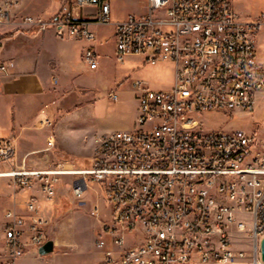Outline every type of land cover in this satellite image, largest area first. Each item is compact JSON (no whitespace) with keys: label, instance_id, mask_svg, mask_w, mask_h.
Returning <instances> with one entry per match:
<instances>
[{"label":"built area","instance_id":"2783aa9c","mask_svg":"<svg viewBox=\"0 0 264 264\" xmlns=\"http://www.w3.org/2000/svg\"><path fill=\"white\" fill-rule=\"evenodd\" d=\"M24 0H0V15H12ZM111 16L109 0L66 1L58 15ZM145 15H241L233 0H149ZM43 32V31H39ZM257 33H114L116 58L142 57L174 64V85L150 89L134 83L138 113L134 128L94 136L92 167L68 162L54 167H12L16 190L56 195L61 176L72 175L73 194L81 197L86 179L100 183L111 205L95 245L98 264H227L246 255L247 264H264V142L245 129L207 131L204 111L250 113L264 93V64L257 58ZM57 36L94 41L95 32H57ZM92 46L83 52L91 69L98 66ZM8 64L0 65L6 71ZM117 99V93L109 95ZM49 128L52 121H40ZM49 148L54 137L48 138ZM15 147L0 144V163L11 161ZM24 211H5L0 264H18L39 253L48 240V218L32 195ZM99 207L92 211L99 215Z\"/></svg>","mask_w":264,"mask_h":264},{"label":"rangeland","instance_id":"374dc122","mask_svg":"<svg viewBox=\"0 0 264 264\" xmlns=\"http://www.w3.org/2000/svg\"><path fill=\"white\" fill-rule=\"evenodd\" d=\"M109 2L110 19L91 25L96 33L94 41L80 38L60 39L52 28L39 32L35 26L23 22V18L30 12L29 9H23L18 14V23H7L0 27V65H9L6 71H0V75L8 73L14 63L22 61L25 57L38 61L41 55L46 57V63L55 71L59 70L62 64L66 65L68 59L71 67L69 73H52L46 94L28 98L26 102H18V106L22 107L21 114L8 106L9 101L0 99V138H4L0 139V144L10 143L6 137L11 133L18 134L19 122L28 126L26 133H29L34 138L35 145L42 149L29 160V163L34 165L30 168L54 167L60 162H68L78 168L92 167L93 136L111 129L135 127L138 96L134 83L142 81L143 86L150 89H168L174 85V64L170 61L151 64L139 56H128L124 61L116 58L114 23L130 16L145 15L149 0ZM59 4L58 0H43L41 3L42 6L50 8H57ZM89 10V7L83 8L84 12L91 15L92 11ZM48 14L47 11L43 13L44 16ZM258 20L264 22V13L259 19L256 17L251 21ZM262 27L264 25H261L260 29ZM45 36L48 37V42L43 43ZM90 43L94 44L98 52V66L95 69H91L83 57V52ZM257 49L259 58V44ZM60 50L65 52L68 59L66 56L60 57ZM111 93H117L118 98H110ZM27 105L37 108V111L35 108L27 110ZM47 117L53 122L49 130L39 124V120L45 121ZM200 122L207 131L228 132L237 128L245 129L260 142H264V94L258 97L257 104L250 113L240 110L204 111ZM52 134L56 144L54 142L51 149H46V137ZM12 161L1 162L0 170H10L14 167ZM75 178L72 175L61 176L56 195L49 198L41 191L28 188L16 190L12 177L0 176V246L4 242L5 211L13 208L14 202L16 207L24 209V203L32 195L38 197V203L48 218V240L54 241L52 252L44 255L28 253L18 264L99 263L101 251L96 247L95 240L101 233L103 222L110 218L111 205L102 185L90 178L86 179L88 188L84 194L81 197L75 196L71 188ZM96 206L99 207V215L92 212ZM239 241L237 246L246 250L245 258L227 264H247L251 260V247L248 243ZM258 250L260 252V247ZM190 264L216 263L197 261Z\"/></svg>","mask_w":264,"mask_h":264},{"label":"crops","instance_id":"0c3cea01","mask_svg":"<svg viewBox=\"0 0 264 264\" xmlns=\"http://www.w3.org/2000/svg\"><path fill=\"white\" fill-rule=\"evenodd\" d=\"M43 0H26L22 2L15 12L10 15V20L7 23H18L20 20L18 17V14L21 13L23 9H29L30 12L28 13L29 15H34V16H41L45 19H50V18H55L60 12V8L63 5L65 1L68 0H58L60 3L57 8H50V7H45L42 6ZM72 1V0H69ZM233 4L235 9L241 14L240 16L245 19L246 21H251L252 19L260 17L262 13H264V0H233ZM25 7V8H24ZM89 7V11L91 15H88V12H84L83 10L81 11V14L83 16H77V18H83V19H93L96 16H93L95 12L98 10V6H87ZM93 9V10H92ZM24 10V11H25ZM48 12L49 14L44 16V12ZM26 12V11H25ZM27 14V15H28ZM118 23V22H117ZM97 23H94L92 25H96ZM261 25H264V22H262ZM260 25V27H261ZM115 27L116 23H114V28H113V34L115 32ZM257 31L256 39H257V45H260L259 49V58L258 61L262 64H264V27H262ZM92 29V27H91ZM93 30V29H92ZM95 32V31H94ZM53 35L54 33L51 32ZM48 37L45 36L43 38V43L48 42L46 41ZM60 38V37H58ZM78 39V38H72V37H63L60 39ZM61 45V44H60ZM92 46L94 48V44H91L88 46ZM258 53V49H257ZM60 57L66 56L65 52L63 53V50L58 53ZM258 56V55H257ZM68 59V57H67ZM46 57L41 55V58L36 61L35 58L31 57H25L22 59V61H17L16 64L14 63L12 68L9 69V72L3 75H0V99H4L8 102V106H10L15 112H18L21 114L22 107H19L18 102H22L34 97V96H42L47 93V87L50 82V77L52 73H69L71 72V67L69 64V59L68 63L66 65H61L59 67V70L55 71L53 70L48 63H46ZM264 94V93H262ZM261 94V95H262ZM35 107H32L31 105H27V110H33ZM37 108H35L36 110ZM37 111V110H36ZM36 112H33L35 114ZM49 118V117H48ZM50 119V118H49ZM47 121V120H45ZM15 123H17V119L15 118ZM20 128L19 132L17 135L11 133L6 139H9L10 143L15 147V156L13 157V166L14 167H34L31 163H29V160L32 159L33 155L41 151L42 149L39 146L35 145V140L34 138L29 134L26 133L27 130V125L26 124H20L18 122ZM53 125V122H52ZM49 127V129H51ZM15 129V127L13 128ZM49 130L48 128H46ZM128 129V128H124ZM113 130V129H111ZM56 135V134H55ZM95 135V134H94ZM54 136V134H52ZM57 137V136H56ZM94 137V136H93ZM49 135H47L46 140L48 143L49 148V142H48ZM4 139V138H0ZM55 144H56V139L54 136ZM92 144H93V138H92ZM50 147L49 149H51ZM44 157V156H43ZM40 159L42 157H39ZM35 168H42V167H37ZM16 205V202H14V206ZM21 211H24L21 208H18ZM42 210V209H41ZM33 253V252H31ZM27 255V254H26ZM26 255L24 257H26ZM23 257V258H24Z\"/></svg>","mask_w":264,"mask_h":264},{"label":"bare ground","instance_id":"6f19581e","mask_svg":"<svg viewBox=\"0 0 264 264\" xmlns=\"http://www.w3.org/2000/svg\"><path fill=\"white\" fill-rule=\"evenodd\" d=\"M110 16L93 19L77 18L76 15H57L43 19L27 15L23 22L38 31L52 28L57 32H94L91 25L107 22ZM10 15H0V27L9 22ZM262 20V19H261ZM262 22L246 21L240 15H143L130 16L116 23L115 33H257Z\"/></svg>","mask_w":264,"mask_h":264},{"label":"water","instance_id":"95a60500","mask_svg":"<svg viewBox=\"0 0 264 264\" xmlns=\"http://www.w3.org/2000/svg\"><path fill=\"white\" fill-rule=\"evenodd\" d=\"M54 250V241L52 239L47 240L38 250L39 254L44 255ZM260 255L264 260V236L260 243Z\"/></svg>","mask_w":264,"mask_h":264},{"label":"trees","instance_id":"16d2710c","mask_svg":"<svg viewBox=\"0 0 264 264\" xmlns=\"http://www.w3.org/2000/svg\"><path fill=\"white\" fill-rule=\"evenodd\" d=\"M54 18V17H53Z\"/></svg>","mask_w":264,"mask_h":264}]
</instances>
